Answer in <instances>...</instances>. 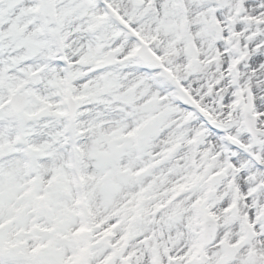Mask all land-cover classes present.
<instances>
[{
  "label": "snow or ice",
  "instance_id": "6c2138e0",
  "mask_svg": "<svg viewBox=\"0 0 264 264\" xmlns=\"http://www.w3.org/2000/svg\"><path fill=\"white\" fill-rule=\"evenodd\" d=\"M0 264H264V0H0Z\"/></svg>",
  "mask_w": 264,
  "mask_h": 264
}]
</instances>
